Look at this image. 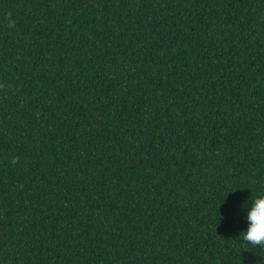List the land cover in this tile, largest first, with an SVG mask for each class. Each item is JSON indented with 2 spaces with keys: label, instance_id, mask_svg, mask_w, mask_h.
<instances>
[{
  "label": "trees",
  "instance_id": "obj_1",
  "mask_svg": "<svg viewBox=\"0 0 264 264\" xmlns=\"http://www.w3.org/2000/svg\"><path fill=\"white\" fill-rule=\"evenodd\" d=\"M264 0H0V264H264Z\"/></svg>",
  "mask_w": 264,
  "mask_h": 264
},
{
  "label": "clouds",
  "instance_id": "obj_2",
  "mask_svg": "<svg viewBox=\"0 0 264 264\" xmlns=\"http://www.w3.org/2000/svg\"><path fill=\"white\" fill-rule=\"evenodd\" d=\"M245 213L246 227L239 232V236L250 247L264 250V193H260L247 200L241 206Z\"/></svg>",
  "mask_w": 264,
  "mask_h": 264
}]
</instances>
